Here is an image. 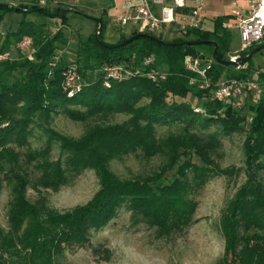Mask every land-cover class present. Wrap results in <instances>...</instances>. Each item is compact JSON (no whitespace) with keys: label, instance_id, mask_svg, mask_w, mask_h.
I'll return each instance as SVG.
<instances>
[{"label":"trees","instance_id":"1","mask_svg":"<svg viewBox=\"0 0 264 264\" xmlns=\"http://www.w3.org/2000/svg\"><path fill=\"white\" fill-rule=\"evenodd\" d=\"M11 11L20 14L21 20L16 29L4 34L0 31V51L28 36L33 40V52L31 58L19 55L0 62V194L4 180L11 186L7 230L0 225V264H7V257L15 259L16 264H62L56 256L65 249L88 245L91 232L105 227L123 206L135 223L145 222L155 228L157 236H170L188 227L197 208L192 198L195 192L214 177L234 173L231 167L220 168L213 158L221 147L218 134L240 132L246 116L241 113L243 109L212 100V88L201 90L189 84L192 74L183 66L184 57L211 59L212 46L164 43L213 41L218 45L219 57L227 60L231 32L222 29L224 17L214 21L210 32L189 30L184 38L170 41L149 31H133L113 45L102 39V22L98 40L90 33L79 41L75 58L68 60L70 56L64 53L68 47L67 14L79 11L62 3L52 9L0 3V24ZM29 16L58 20V28L47 36L44 24L27 20ZM94 26L97 29L99 24L94 22ZM135 35L139 37L127 42ZM262 43L264 40L242 56ZM147 58L152 59L150 65L145 64ZM250 62L251 59L245 67L236 69L213 60L208 76L213 85L223 77L247 78L252 69ZM112 64L141 71L163 66L167 74L163 80L132 75L122 80L106 79L103 68ZM73 65L81 83L69 95L64 72ZM259 77L264 79V72ZM187 97L202 103L204 112L196 113L195 107L186 103ZM168 98L173 100L169 102ZM143 100L147 102L140 104ZM245 106L251 115L243 142L246 181L221 214L224 248L218 264H264V98ZM113 114L128 118L122 123L94 124L79 138L62 135L50 127L53 117L59 115L83 123L95 116L106 118ZM174 124L181 125L179 133L157 137V127ZM33 126L46 137L44 145L36 150L28 149ZM211 126L218 133L199 134ZM55 144L60 153L52 160ZM24 146L28 149L24 161L32 163L39 173L34 183L37 192L40 188L57 192L86 170L95 173L99 189L87 203L62 213L48 207L43 197L31 203L26 198L30 180L18 171L21 153L16 149ZM138 151L145 159L163 155L165 161L150 175L132 179H120L110 170L111 161ZM172 170V178L166 182Z\"/></svg>","mask_w":264,"mask_h":264},{"label":"rangeland","instance_id":"2","mask_svg":"<svg viewBox=\"0 0 264 264\" xmlns=\"http://www.w3.org/2000/svg\"><path fill=\"white\" fill-rule=\"evenodd\" d=\"M88 1L110 4L114 8L112 13H119L117 9L122 5L121 0ZM80 2L81 0H67L70 6L75 7L71 9L79 11V13L74 11L67 14L69 21L65 28V35L68 37V47L64 53L70 56L68 60L75 58L73 54L80 40L86 38L90 33L98 34V28L95 29L94 22L90 18L101 19L104 23L102 39L107 44H116L122 35H127V32H124L128 30L127 28L122 29L111 24L109 14L89 13L86 10L87 8L85 9L86 12L79 6ZM136 3L137 0H133V5H136ZM229 4L230 0L212 2L209 0L206 18L201 31H212L214 21L218 17L225 16L230 12ZM20 20L21 15L16 12L11 11L5 14L0 24L1 33L4 34L16 29ZM27 20L40 25L44 24L45 35L47 36H52L59 25L58 20L46 21L36 16H29ZM134 31L147 30L145 25L141 23L134 28ZM166 37L171 41L177 38H184V35ZM237 47L238 38L236 34L231 33L228 45L229 51L225 54L226 59ZM12 56L13 59L18 57L14 53ZM250 66L252 69L249 77L251 78H257L258 72H264V50L254 54L251 58ZM172 100L171 98L167 99L169 102ZM185 101L195 108H199L202 104H199L196 98L192 97H187ZM146 102V100H143L140 104H145ZM241 113L246 116L243 129L229 136L218 134L221 147L217 151L218 156L213 155L220 168L231 167L234 173L231 176L214 177L200 190L195 192L192 198L197 202V208L193 216V222L188 227L170 236H157L155 228L149 227L145 222L140 221L135 223L131 217V212L123 206L105 227L99 231L91 232L88 245L81 248L65 249L61 255L56 256V261L62 264H218L224 248V241L219 227L221 214L228 203L234 198L239 187L246 181L243 142L245 132L249 126L247 121L250 120L251 115L246 106H244ZM127 118L128 116L126 115L113 114L106 118L95 116L86 122L80 123L73 122L65 116L59 115L53 117L50 127L62 135L79 138L88 127L94 124L122 123ZM181 128L180 124H174L170 127H157L156 135L161 138L171 133L176 134L181 131ZM198 132L203 136L214 132L218 133L215 126ZM45 139L46 137L42 130L33 126L32 135L28 138V149L36 150L41 148L44 145ZM28 149L27 146H24V148L16 150L21 153L18 171L26 175L30 180L26 198L31 203H35L37 199L43 197L48 207L62 213L87 203L99 189V182L95 173L92 170H86L73 178L68 186L61 187L57 192L41 188L37 192L34 188V183L39 173L32 163L29 164L24 161V153ZM59 153L57 144L53 145L50 159H57ZM164 161L165 157L163 155H156L150 159H145L138 151L119 160L111 161L109 167L120 179H132L150 175ZM193 162L201 165L197 158H193ZM173 173L174 170L167 173L166 182L172 178ZM10 200L11 186L7 180H4L3 189L0 194V225L5 230L8 227L6 214ZM94 250L98 251L94 253ZM106 253L108 257L105 256ZM5 260H7V264H16L17 262L15 259L10 260L8 257Z\"/></svg>","mask_w":264,"mask_h":264},{"label":"built area","instance_id":"3","mask_svg":"<svg viewBox=\"0 0 264 264\" xmlns=\"http://www.w3.org/2000/svg\"><path fill=\"white\" fill-rule=\"evenodd\" d=\"M62 0H0V3L11 7L49 8L56 6ZM209 0H137L128 11L110 15L112 25L118 28H135L143 23L147 31L164 37L172 35L185 36L189 30H201L206 16ZM230 12L223 16L222 29L236 34L238 47L230 53L229 60L242 57V53L258 45L264 40V0H230ZM32 38L25 36L12 48L0 51V62L13 59V53L26 58L32 57ZM12 49V50H11ZM213 58L185 56L183 66L192 76L189 84L198 89L212 88L211 99L229 105L235 109H243L247 103H255L264 98V79L257 78H221L218 83H212L208 76ZM152 59L147 58L145 64L150 65ZM106 79L122 80L129 76H143L148 79L166 77L167 69L163 66L141 71L131 69L122 64L107 65L103 68ZM65 89L69 95L79 89L81 78L75 66L65 72ZM108 86V83H106ZM202 114V108H195ZM2 251L0 248V256Z\"/></svg>","mask_w":264,"mask_h":264},{"label":"water","instance_id":"4","mask_svg":"<svg viewBox=\"0 0 264 264\" xmlns=\"http://www.w3.org/2000/svg\"><path fill=\"white\" fill-rule=\"evenodd\" d=\"M90 18V17H89ZM91 20H93L94 22H96L97 24H99L98 27V31L101 28L102 25V20L101 19H96V18H90ZM139 37V35H135L132 36V38H129L127 40V42H130L132 39H135ZM150 38L154 39L157 42H162L161 40H158L155 37H151ZM95 39L98 40V34H95ZM165 45H176V46H192V45H210L213 47L212 50V58L215 61L216 64L220 65V66H231L234 67L236 69L238 68H243L245 67V65L249 62V60L254 56V54H256L257 52L264 50V43L260 44L259 46L255 47L253 50H251L247 55L236 58L235 60H222L219 55V48L218 45L213 42V41H202V40H188V41H183L180 43H164Z\"/></svg>","mask_w":264,"mask_h":264},{"label":"crops","instance_id":"5","mask_svg":"<svg viewBox=\"0 0 264 264\" xmlns=\"http://www.w3.org/2000/svg\"><path fill=\"white\" fill-rule=\"evenodd\" d=\"M121 1H122V5H121L120 8L117 9V10H119V13H112V11L114 10V8H112L113 6L112 5L110 6V4L94 3V2L88 1V0H81V2L79 3V6L83 10H85L87 8L86 10L89 13L90 12H92L93 14H103V13H105L106 15L109 14L108 16H110L111 14L112 15L113 14H121L123 12L128 11L130 8L133 7V0H121ZM210 1L212 2V1H217V0H210ZM60 3H62L64 5V7L68 8V9L75 8V7L70 6L67 3V0H62ZM51 8H54V7H51ZM77 10H80V9H77ZM127 29L128 30H125L124 32H127V35L126 36H129L134 31V28L128 27Z\"/></svg>","mask_w":264,"mask_h":264}]
</instances>
